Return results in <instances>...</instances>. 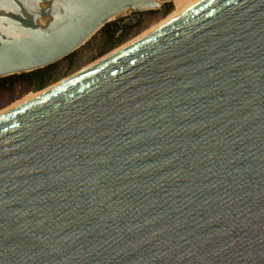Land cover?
<instances>
[{"label": "water", "instance_id": "water-1", "mask_svg": "<svg viewBox=\"0 0 264 264\" xmlns=\"http://www.w3.org/2000/svg\"><path fill=\"white\" fill-rule=\"evenodd\" d=\"M160 1L0 0V79ZM0 264H264V0H201L1 114Z\"/></svg>", "mask_w": 264, "mask_h": 264}, {"label": "trees", "instance_id": "trees-1", "mask_svg": "<svg viewBox=\"0 0 264 264\" xmlns=\"http://www.w3.org/2000/svg\"><path fill=\"white\" fill-rule=\"evenodd\" d=\"M172 11L173 5L168 3L163 5L160 11L137 13L140 17L134 21L131 20L132 22L125 18L116 19L107 23L84 46L64 59L42 69L1 78L0 110L4 105H11L29 93H38L67 77L79 67L84 58V52L93 53L97 59L123 45L130 40L137 29H140L145 15L161 12L163 16H168Z\"/></svg>", "mask_w": 264, "mask_h": 264}, {"label": "rangeland", "instance_id": "rangeland-1", "mask_svg": "<svg viewBox=\"0 0 264 264\" xmlns=\"http://www.w3.org/2000/svg\"><path fill=\"white\" fill-rule=\"evenodd\" d=\"M176 1H177V0H176ZM176 1H175V0H161V1H160V3H161V7H160V9L163 7V5L168 4V3H172V5H173V11H172L168 16H163V15L161 14V12H156V14H154V15H145V16L142 18L143 20H142V25H141L140 29H137V31L131 36L130 40L127 41L126 43H124L123 45L119 46L118 48L114 49L113 51H111V52L105 54L104 56L99 57V58L96 59L93 53L84 52V54H83V55H84V58H83V60L81 61L79 67H77V68H76L73 72H71L67 77L62 78V79H61L60 81H58L57 83H59V82L63 81L64 79H66V78H68V77H70V76L76 74L77 72H79V71H81V70L87 68L88 66L93 65L94 63H97V62H100V61L104 60L103 58L109 57V55H110V54L112 55V53L115 52V51H116V52L119 51V49H122L124 46H126V44L128 45L129 42H132L133 40H135V38L137 39L138 37L143 36V35L149 33V32H150L149 30H151V28H153V27H154V28H157L158 25L161 24L163 21H164V23H165V22L167 21V19L170 18L171 16H173V14L178 10L177 8L179 7V5H178V3H177ZM199 1H200V0H199ZM195 3H197V2H195ZM176 5H178V6H176ZM191 6H192V5H191ZM191 6H190V7H191ZM160 9H158V10L160 11ZM176 9H177V10H176ZM155 11H157V10H155ZM174 11H175V12H174ZM178 11H179V10H178ZM178 11H177V12H178ZM144 12H145V11H144ZM173 12H174V13H173ZM177 12H176V13H177ZM137 13H139V12H137ZM137 13H125V14L119 16L117 19H119V18H125V19H128L129 21H131V20L134 21L135 19H138V18L140 17V16H138ZM176 13H175V14H176ZM180 14H181V13H180ZM131 22H132V21H131ZM162 24H163V23H162ZM162 24H161V25H162ZM154 28H153L152 30H154ZM152 30H151V31H152ZM146 32H147V33H146ZM116 52H115V53H116ZM57 83H55V84H57ZM55 84H52V85L49 86L48 88L52 87V86L55 85ZM48 88H46V89H48ZM46 89H44V90H46ZM44 90H42V91H44ZM42 91H40V92L42 93ZM40 92H38V93H29L28 95L22 97L21 99L17 100L16 102L12 103L11 105H8V106L4 105V107L0 110V115L3 114V113H5L6 111H9V110L15 108V106L17 107V105L19 106L20 104L22 105V104H24L25 102H28V101L32 100L34 96H36L37 94H41ZM31 95H32V97H31ZM27 96H28V98H26ZM34 98H35V97H34ZM22 102H23V103H22ZM2 110H3V111H2Z\"/></svg>", "mask_w": 264, "mask_h": 264}, {"label": "bare ground", "instance_id": "bare-ground-1", "mask_svg": "<svg viewBox=\"0 0 264 264\" xmlns=\"http://www.w3.org/2000/svg\"><path fill=\"white\" fill-rule=\"evenodd\" d=\"M175 1H176V0H175ZM200 1H201V0H200ZM176 2H177L178 5H179V7L177 8L179 11L176 9L178 12L176 11V12H177V13H176V12L174 11L176 14L173 12V13H174L173 16H171L170 18H168L166 22H168V21H170L171 19L177 17L180 13H182V12H184L186 9L190 8L191 5L193 6V5L195 4V2H199V0H177ZM178 5H176V6H178ZM166 22H165V23H166ZM162 23L164 24V21H163ZM162 23H161V24H162ZM161 24H159L158 26H160ZM163 24H162V25H163ZM153 28H154V27H153ZM153 28H151V30H152ZM154 29H155V28H154ZM151 30H149V31H151ZM146 33H147V32H146ZM140 37H141V36H140ZM135 40H136V38H135ZM133 41H134V40H133ZM129 43H131V42H129ZM124 47H125V46H124ZM119 50H120V49H119ZM115 52H116V51H115ZM115 52H113V53H115ZM113 53H112V54H113ZM110 55H111V54H110ZM110 55H109V56H110ZM106 58H107V57H106ZM103 59H105V58H103ZM97 63H98V62H97ZM94 64H96V63H94ZM94 64H93V65H94ZM91 66H92V65H91ZM91 66H88L87 68H89V67H91ZM85 69H86V68H85ZM38 95H40V94H37V95L34 96V97H37ZM31 97H32V95H31ZM34 97H33V99H34ZM26 98H28V96H27ZM22 103H23V102H22ZM25 103H26V102H25ZM20 105H21V104H20ZM17 106H18V105H17ZM15 107H16V106H15Z\"/></svg>", "mask_w": 264, "mask_h": 264}]
</instances>
